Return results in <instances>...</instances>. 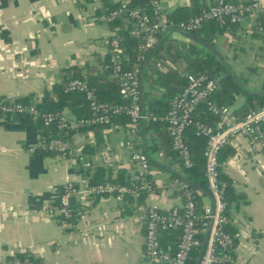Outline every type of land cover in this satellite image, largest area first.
Wrapping results in <instances>:
<instances>
[{
    "label": "crops",
    "instance_id": "crops-1",
    "mask_svg": "<svg viewBox=\"0 0 264 264\" xmlns=\"http://www.w3.org/2000/svg\"><path fill=\"white\" fill-rule=\"evenodd\" d=\"M256 1L264 4V0ZM189 2L159 0L166 12ZM105 3L0 0V96L9 101L26 96L43 101L60 80L63 68L82 67L95 56H103L111 34L103 18ZM255 21V17H245L232 37L225 32L214 40L216 50L237 75L243 90L252 92L264 90V37L253 35L261 34L253 31ZM168 38L174 45L189 43V38L178 31L169 33ZM142 88L154 97L161 93L160 88L146 82ZM242 103L239 95L231 107L238 111ZM62 114L71 122L69 127L75 128L68 109H63ZM260 133L262 143L257 147L241 135L227 143L235 152L226 157L222 172L245 198L232 209L230 222L237 241L228 264H264V127ZM129 137L126 129L112 124L96 133L74 131L67 155L47 154L38 148L39 125L35 117L1 115L0 264L16 253L28 254L35 264L145 261L141 211L150 204L162 211L182 206L177 185L171 179L172 173L180 174L178 166L158 153L152 154L154 164L149 174L158 192L147 194L142 205L129 204L124 210L113 193L89 191L87 178L95 167L109 168L112 176L122 168L134 177L131 150L124 145ZM135 148L141 150L136 145ZM84 160L89 161V167L84 166ZM67 183L73 184L75 191L68 198L71 215L64 218L47 209ZM202 202L211 204L210 195L203 196Z\"/></svg>",
    "mask_w": 264,
    "mask_h": 264
},
{
    "label": "trees",
    "instance_id": "trees-1",
    "mask_svg": "<svg viewBox=\"0 0 264 264\" xmlns=\"http://www.w3.org/2000/svg\"><path fill=\"white\" fill-rule=\"evenodd\" d=\"M108 2L105 0L103 5L105 18L109 12L118 10L116 15L106 20L111 34L117 41L118 55L121 59L122 67L125 69L137 68L139 72V90L140 104L145 119L139 124L137 130V138L134 140V146L141 148L148 158V163L154 164L152 154L167 158L171 164H176L180 174L172 173V182L177 185V192L181 196L183 203L186 202L183 189L179 188L178 182L182 181L186 184L187 191L190 192L191 200L194 204V211L198 214L202 213V197L209 194L207 189V181L204 175L205 159L202 155L206 143V137L202 134H196L197 124L215 125L218 117L209 109L210 105H227L231 106L236 97L241 95L243 103L237 111L242 115L250 110L264 106V92L259 94L248 93L243 90L240 82H237L230 69L224 62L213 52L216 49L214 40L228 33L231 37L241 22H230L226 20L219 23L216 20L209 19L203 21L198 28L189 30L193 36L200 38L203 43L197 42L189 38V43L174 45L168 38L169 33L177 31V24L185 21L200 13V11L209 4L215 3L216 0H190L187 6L177 7L170 12H166V27L161 30H155L154 36L158 44L154 48H148L145 51L139 49L144 43L143 33L135 35L138 27L136 18L131 13L134 9L140 8L141 14H146L150 17V22L154 21V15L148 5L147 0H123ZM229 2H238L241 0H225ZM249 2L251 0H242ZM256 23L253 25V31H261L260 37H264V13L255 16ZM148 19V24L150 23ZM264 39V38H263ZM107 52L103 56H95L93 61L85 64L82 67L69 66L62 69L60 80L56 82L51 92L47 93L43 101L33 100L32 97L26 96L18 98L14 101H9L0 96V107L8 103H20L22 105H32L37 110L35 116L39 125V140L46 142L50 138L58 137L69 141L72 133H85L92 131L94 133L108 126H122L127 130L128 116L122 111L120 113H110V123H90L85 122L91 117L92 110L88 100L84 94L75 90H67L69 80L76 78L84 82L88 89L92 92L97 103L110 105L127 104V99L120 94L119 81L112 75V63L110 60L111 48L109 43ZM151 54V58L144 64L147 54ZM140 55L141 58L137 59ZM225 60L224 56L221 55ZM155 58V61H152ZM153 62V63H152ZM144 64V65H143ZM205 74L212 78L216 84V90L206 99L200 101L193 110L190 122L186 125L183 132V139L189 150V165L185 166L179 154L171 147L170 136L167 131V123L162 119L175 98H177L185 86L188 78L192 75ZM147 84L160 88L161 93L158 97L151 96L149 92L143 91L142 84ZM142 99V101H141ZM68 109L74 117L76 127H67L59 129L57 119L60 117L62 110ZM43 113H52L57 116L49 124H44L40 117ZM3 115L0 111V116ZM264 127V126H263ZM142 132L144 139L141 138ZM142 140H141V139ZM234 149L225 144L218 152V172L219 178L224 183L223 214L228 218V222L224 226V230L231 236L232 245L228 248V252L232 256L234 246L237 241V233L230 222L232 209L239 206L245 201L242 193L236 192L233 188L232 181L222 172V164L226 157L234 154ZM47 154H59L54 151H45ZM64 154L63 156L67 155ZM89 173V172H87ZM89 187L97 184L109 183L114 185H125L134 190V194L126 193L122 196V209L127 208V205H135L136 207L143 204L145 196L148 192H158V187L154 184L150 174L145 177L146 187L136 177H130L124 169L120 168L115 176H112L109 168L95 167L90 174H87ZM57 201H54L56 203ZM183 207L179 208L181 212ZM163 214L166 211L160 210ZM181 236L179 228H169L159 232V246L162 250L173 253L176 250L177 243ZM200 239H203L202 235ZM198 249L190 253V257L186 264H194ZM221 254L224 250L218 249ZM25 259L32 260L26 253H16L10 259ZM229 262H217L215 264H228ZM155 264V263H150Z\"/></svg>",
    "mask_w": 264,
    "mask_h": 264
},
{
    "label": "built area",
    "instance_id": "built-area-1",
    "mask_svg": "<svg viewBox=\"0 0 264 264\" xmlns=\"http://www.w3.org/2000/svg\"><path fill=\"white\" fill-rule=\"evenodd\" d=\"M120 1L123 5V0ZM151 13L154 15V21L150 22V17L140 13V8L132 11L131 15L136 18L138 30L135 35L143 33L144 43L139 46L142 51L153 48L156 44L155 30H161L166 27V11L162 8L159 0H147ZM118 10L108 13L105 20L113 18ZM264 13V4L251 0L249 2H229L225 0H216L203 8L199 14L181 21L177 28L183 31H189L198 28L200 24L209 19L223 23L226 20L230 22H242L245 17H255ZM149 19V24H148ZM109 47L113 52L110 60L112 63V75L117 78L120 85V94L127 99V104L110 105L97 103L92 92L87 85L73 78L67 83V90L82 92L89 102L92 110L91 117L85 122L109 124L110 113L124 112L128 116L127 131L129 138L124 141V145L129 148V158L135 165L136 177L146 187L145 177L150 173V165L147 155L140 149L135 148L134 140L137 138L139 124L145 119L140 104L139 90V72L137 68L125 69L122 67L121 59L118 55L117 41L115 37L107 40ZM141 56L138 55L137 59ZM216 90V84L212 78L205 74L192 75L188 78L185 86L179 96L174 99L171 108L163 116L167 123V131L171 140V147L179 154L183 164L189 165V150L183 139V132L186 125L190 122L191 114L197 104L206 99ZM211 112L218 117L215 125L197 124L196 134H202L206 137V143L202 151L205 159L204 175L207 181V189L211 198V204L202 206V213L194 211V204L191 200L190 192L186 189V184L178 182L179 188L183 189L186 202L182 204L183 210L180 212L177 206L171 207L165 214L155 205H149L142 209L140 218L144 224L143 252L145 261L138 264H186L190 253L198 249L207 230L206 244L197 264H215L217 262H231L232 256L227 251L232 245L231 236L224 230L225 224L229 221L223 214V188L224 183L219 178L218 172V152L235 136H246L249 142L257 147L261 145L263 134L260 128L264 126V106L250 110L242 115L227 105H210ZM2 114H27L37 116V110L32 105H22L20 103H8L0 107ZM44 124H49L57 118L55 114L43 113L40 115ZM71 122L62 113L57 119L59 129L69 127ZM38 148L42 151H54L64 155L71 151V144L67 140L58 137L50 138L46 142H38ZM82 159V155L79 156ZM85 167H89L87 160L83 162ZM75 191L73 184L67 183L62 187L57 202L48 206V212L68 218L71 215V208L68 198ZM89 191L96 193H113L117 199H121L126 193L134 194V190L125 185H114L109 183L97 184L89 187ZM148 194H151L148 192ZM169 228H179L181 236L177 243L176 250L170 253L162 250L159 246L158 235L162 230ZM218 249L224 250L221 254ZM5 264H35L33 260L10 259Z\"/></svg>",
    "mask_w": 264,
    "mask_h": 264
},
{
    "label": "water",
    "instance_id": "water-1",
    "mask_svg": "<svg viewBox=\"0 0 264 264\" xmlns=\"http://www.w3.org/2000/svg\"><path fill=\"white\" fill-rule=\"evenodd\" d=\"M176 29H177V31H178L179 33H181L182 35L186 36L187 38H190V39L195 40V41H197V42L203 43L202 40H201L200 38H197V37L193 36L191 33L187 32V31H183V30H181V29H179V28H176ZM157 44H158V42L154 45V47H155ZM154 47H153V48H154ZM213 52H214V53L216 54V56H217L218 58H220V59L224 62V64L230 69V71H231L232 74H233L234 79H235L237 82H239L237 75H236V74L233 72V70L230 68V66L228 65L227 61L223 59V57L221 56V54H220L216 49H214ZM150 55H151L150 53L146 55L145 60H144V64L148 61ZM144 64H143V65H144ZM245 91L248 92V93H253V94H259V93H263V92H264V90H261V91H253V92H252V91H247V90H245ZM141 101H142V99H141ZM142 122H143V121H142ZM142 122H141V123H142ZM207 233H208V230H207L206 234L204 235V237H203V239H202V242H201V244H200V246H199V248H198V251H197V254H196V257H195V263H194V264H197L198 260H199L200 257H201V254H202L203 249H204L205 244H206Z\"/></svg>",
    "mask_w": 264,
    "mask_h": 264
}]
</instances>
